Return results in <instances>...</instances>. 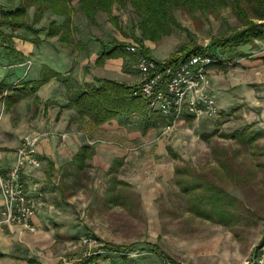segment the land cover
Wrapping results in <instances>:
<instances>
[{
	"label": "crops",
	"instance_id": "obj_1",
	"mask_svg": "<svg viewBox=\"0 0 264 264\" xmlns=\"http://www.w3.org/2000/svg\"><path fill=\"white\" fill-rule=\"evenodd\" d=\"M2 11L7 10L0 9V17ZM119 12L124 11L113 8V15L117 16ZM32 13L33 8H27L30 17ZM104 15H96L95 26H78L75 23L78 18L87 21L82 14H74V39L78 42L75 50L63 46L58 37L48 36L51 21L56 25L63 22V18L49 12L43 17L50 18L47 26L29 24L31 31L12 30L8 26L0 28L1 33L11 35L10 42L0 35V169L13 167L24 135L49 134L36 146L41 166H27L22 175L29 190L44 202L32 218L36 231L29 232L18 225L0 226V264H81L85 248L81 247V235L77 234L79 219L66 205L67 178L71 175L77 178L91 166L109 167L108 162L126 161L127 156L122 151L128 145L123 142L156 128L149 127L142 134L131 131L125 122L142 119L139 115L120 117L96 127L87 118H81L75 106L67 105L85 85L98 86L97 80L134 86L140 79L135 69L136 57L127 52L123 56L106 58L101 64L96 62L103 48L109 51L118 45L125 47L129 39L123 32L115 39L110 37L111 29H122L120 21L111 29L99 27V19ZM105 19L109 25L108 17ZM34 30L39 32L34 34ZM163 40L143 41L148 55L155 60L159 59L151 50ZM231 54L234 56L231 62H225L224 58L215 60L209 68L211 90L220 115L232 111L237 117L238 129L250 126L262 133L258 142L264 146V41L240 46ZM16 55H19L18 59ZM27 61L31 62L30 67L25 64ZM42 73L49 77L48 80L35 92L25 94L28 89L23 90V84L38 81ZM191 120L196 121L187 117L181 123ZM104 138H117L123 142H109ZM97 140L106 143L89 144ZM85 146L92 147L94 155L86 161V168L79 169L74 159ZM164 152L163 149L160 153ZM125 182L130 185L127 188L129 196L122 205L127 210L137 208L146 220V241L159 248L150 252L137 251V256L123 258L120 264H162V258L179 264L243 263L241 244L227 227L193 215L185 217L176 210L171 199L185 194L174 184L172 167L164 165L151 171H137ZM114 193L112 190L106 192L111 202ZM3 202L0 194V212ZM186 213L189 212L186 210ZM65 259L68 263L63 262Z\"/></svg>",
	"mask_w": 264,
	"mask_h": 264
},
{
	"label": "rangeland",
	"instance_id": "obj_2",
	"mask_svg": "<svg viewBox=\"0 0 264 264\" xmlns=\"http://www.w3.org/2000/svg\"><path fill=\"white\" fill-rule=\"evenodd\" d=\"M25 3L26 0H0V9L12 10ZM117 16L120 19L118 21H120L121 30L115 27V23L108 21L110 24L107 25L106 15L99 19V27L105 26L111 29L115 25V28L111 29L110 37L115 39L116 36L119 37L124 33L129 37L126 41L127 45L134 43L141 47L135 41L140 33L133 29L130 14L124 11L119 12ZM174 16L180 25L193 35V38H188L182 30L174 29L169 37L163 38L164 40L151 50L152 55L159 59L158 61H168L170 56L178 55L181 49L190 43L191 46H198L202 52L213 55L216 61L224 58L225 62H231L234 57L231 53L235 52L234 49L229 46L212 48L210 45L214 38L226 37L235 29L242 28L241 20L229 9H222L216 15H202L199 12L191 15L185 10H175ZM32 17L28 15V24L35 27L47 26L50 21V18L46 17L40 23L33 24ZM79 19L75 21L78 26H92L88 22L85 23L84 19ZM141 49L143 52L145 48L141 47ZM219 67L224 66L219 65ZM236 118L231 111L226 115L219 114L213 120L197 122L191 120L188 123H181L182 125L167 133L163 131L164 120L159 118L155 130L143 134L145 125L152 123L153 119L147 122L142 119L125 122L129 124L131 131L142 135L129 142H123L117 138L104 139L109 142L118 141L127 144L128 146L122 151L127 156L126 161L119 163L115 170H112L113 164L108 162L109 167L107 165L91 166L79 177L71 175L67 178L68 185L65 190L69 194L66 205L79 219L78 236L99 238L108 249L117 252L157 251L159 246L155 247L145 239L146 220L139 215L137 208L125 209L121 199L117 202L113 199L112 202L109 201L106 192L120 191L128 197L127 188L121 184L115 186L116 181L125 182L132 173L137 171H151L164 165L168 168L172 167L174 171L175 167H183L188 163L197 170V173L210 181H216L214 175L218 173L221 177L219 185L238 200L239 204L234 212L237 220L233 234L241 244L242 262L253 257L264 241V146L257 140L260 147L253 149L252 146L242 145L237 140L228 138L231 133L246 127L238 129ZM126 148H132V150L126 151ZM167 148L171 149L178 159H172ZM163 149L165 152L161 154ZM225 158L230 159L229 166L227 165L228 171L224 166ZM235 171L239 174L238 176L229 175V172ZM197 181L200 180L197 179ZM171 202L175 204L174 207L181 215L192 217V214L186 213V195L173 196ZM122 260H114V264H120Z\"/></svg>",
	"mask_w": 264,
	"mask_h": 264
},
{
	"label": "trees",
	"instance_id": "obj_3",
	"mask_svg": "<svg viewBox=\"0 0 264 264\" xmlns=\"http://www.w3.org/2000/svg\"><path fill=\"white\" fill-rule=\"evenodd\" d=\"M28 7H33L34 9L33 24L40 23L46 12L63 18L61 25H56L54 21H51L47 34L50 37H58L59 42L71 50H75L78 44L74 39L76 33V28L72 21L74 14H82L88 24L95 26L96 15L104 13L110 23L117 24L119 17L113 15V8H116L117 11H128L133 22V29L140 33L139 37L135 38V41L142 48H144L143 41L159 42L163 38L169 37L174 29L182 30L188 38H193V35L176 20L174 16L175 10H185L191 15L197 12L202 15H216L222 9H229L241 20L243 23L241 29H235L234 32L226 37L214 38L210 43L212 48L229 46L231 49L236 50L240 46L264 41V0H26L25 4H20L13 10L1 12L0 28L8 26L12 30L25 29L31 31V27L28 24ZM33 32L37 34L39 30H34ZM0 35L3 39L10 42L11 35H5L1 32ZM199 52L201 50L198 46H191L189 43L181 49L178 55L170 56L168 61L164 62L156 60V64L159 67H162V64L174 67L182 63L191 54ZM125 53L123 45L115 46L109 51L103 48V52L96 62L101 64L106 58L123 56ZM141 53L150 57L146 49H143V52L141 49ZM237 54L240 53L237 52ZM16 56L18 59L19 55ZM211 56L214 57L213 55ZM48 78L45 73H42L38 81L24 83L23 90L25 88L28 89L25 94L27 92H35ZM97 81L100 83L98 86L93 84L85 85V88L74 95L67 104L68 106H75L81 118H87L91 125L97 127L120 117L139 115L146 122L153 119L152 123L145 125L144 130L158 126L160 117H146L147 103L145 100L132 95L133 86L111 80ZM261 137L262 133L255 131L250 126L228 135V138L237 140L242 145L252 146L253 149L260 147L257 144V140ZM167 150L172 159H178L171 149L167 148ZM93 155L94 149L92 147H81L74 162L79 169H84L87 167L86 161L90 160ZM121 162V159L116 160L113 163L114 167L112 170H115ZM228 163H230V159L225 158L224 166L227 171ZM196 171L188 163L183 167L177 166L174 169L175 184L187 198V212L195 217L225 226L234 233L233 228L236 226L237 220V215L234 212L237 210L238 200L219 185L221 177H219L218 173L214 175V180L216 181H210ZM229 175L238 176L239 174L235 171L229 172ZM197 179L200 181H197ZM117 184L124 185L126 188L130 187L124 181H116L114 183L115 186ZM125 197L126 194L117 191L110 198L116 200V202L121 199L122 203H126Z\"/></svg>",
	"mask_w": 264,
	"mask_h": 264
},
{
	"label": "built area",
	"instance_id": "obj_4",
	"mask_svg": "<svg viewBox=\"0 0 264 264\" xmlns=\"http://www.w3.org/2000/svg\"><path fill=\"white\" fill-rule=\"evenodd\" d=\"M125 52L136 57L135 69L140 79L133 86L132 95L146 101V117H160L164 120L165 133L174 130L185 118L193 120H213L220 114L215 95L211 90L209 68L215 59L206 52L191 54L177 66L159 67L156 60L141 53L137 44H128ZM27 67L31 62L25 63ZM49 136L48 133L26 134L16 151L13 167L0 169V194L3 198V209L0 212V226L18 225L29 232H35L32 222L34 214L44 205L39 195L31 192L22 179L24 169L29 166L39 168L36 146ZM104 144L102 140L89 142ZM132 148H126L131 151ZM83 253V264H114L117 259L135 257L130 251L117 252L108 249L103 243L91 236L79 238ZM64 263H68L65 259ZM162 264H178L163 258ZM242 264H264V242L257 253Z\"/></svg>",
	"mask_w": 264,
	"mask_h": 264
}]
</instances>
